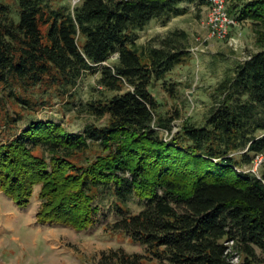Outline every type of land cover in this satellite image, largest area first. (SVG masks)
Segmentation results:
<instances>
[{
	"label": "trees",
	"instance_id": "trees-1",
	"mask_svg": "<svg viewBox=\"0 0 264 264\" xmlns=\"http://www.w3.org/2000/svg\"><path fill=\"white\" fill-rule=\"evenodd\" d=\"M54 1L17 0L13 12L0 4L4 100L28 103L35 86L64 95L97 73L107 93L84 106L106 121L68 131L31 119L0 140V187L23 205L39 183L38 220L77 230L92 226L112 197L116 216L104 228L144 252L110 249L100 264H264V157L258 174L243 168L264 151V0L228 8L263 24L259 49L218 82L202 125L183 121L172 133L178 113L160 114L149 87L190 56L187 33L175 27L140 43L138 32L195 0H78L71 8ZM165 88L172 93V84ZM18 118L0 109V127ZM132 194L141 203L135 212L126 204Z\"/></svg>",
	"mask_w": 264,
	"mask_h": 264
},
{
	"label": "rangeland",
	"instance_id": "rangeland-1",
	"mask_svg": "<svg viewBox=\"0 0 264 264\" xmlns=\"http://www.w3.org/2000/svg\"><path fill=\"white\" fill-rule=\"evenodd\" d=\"M243 1L246 0H229L228 8H233L235 2ZM54 2L71 8L78 0ZM0 4L7 5L12 12L17 10V0H0ZM181 5L187 7L184 13L171 16L165 23L157 18L151 19L139 30L137 40L144 43L175 27L187 33L190 56L175 65L164 79L155 80L149 87L158 101L157 111L160 114L178 113L172 120L170 133L176 131L183 121L195 125L204 123L216 102V85L233 73L236 61L259 49L257 35L263 28L262 23L256 24L250 18L237 19L231 32L241 33L237 43L230 45L226 40L208 35L203 26L207 10L205 0L183 2ZM97 77V73L82 76L68 91H72L70 96L68 92L59 95L56 90L32 87L28 95L25 94L28 103L21 105L4 100L3 89L0 88L1 112L6 110L8 115H20L14 124L11 123L13 126L2 122L0 140L17 133L31 119H52L68 131H80L86 123H105L106 116L97 118L84 106L85 102L106 92L97 82ZM167 84L173 85L172 93L165 88ZM162 132L168 134L167 131ZM263 157L264 151L256 154L251 162L243 164V168L258 174ZM39 190L40 184L34 183L27 202L19 205L0 187V264H100L101 254L109 253L110 249L122 247L126 252H144L143 244L132 241L121 232L104 228V224L116 216L112 197L100 202L98 220L92 226L77 230L57 221L38 220L37 213L42 204ZM126 204L133 212L141 206L134 194ZM108 264H114L113 259ZM142 264L162 263L156 259H144Z\"/></svg>",
	"mask_w": 264,
	"mask_h": 264
},
{
	"label": "built area",
	"instance_id": "built-area-1",
	"mask_svg": "<svg viewBox=\"0 0 264 264\" xmlns=\"http://www.w3.org/2000/svg\"><path fill=\"white\" fill-rule=\"evenodd\" d=\"M205 3L207 10L203 26L208 35L226 40L230 45L236 44L241 32H231L232 27L237 24V19L228 11L229 0H205Z\"/></svg>",
	"mask_w": 264,
	"mask_h": 264
}]
</instances>
